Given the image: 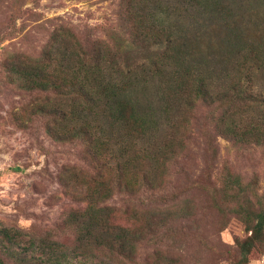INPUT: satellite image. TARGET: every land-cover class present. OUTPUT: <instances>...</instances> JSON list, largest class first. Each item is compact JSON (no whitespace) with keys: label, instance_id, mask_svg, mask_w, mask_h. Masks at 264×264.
<instances>
[{"label":"rangeland","instance_id":"obj_1","mask_svg":"<svg viewBox=\"0 0 264 264\" xmlns=\"http://www.w3.org/2000/svg\"><path fill=\"white\" fill-rule=\"evenodd\" d=\"M125 1L0 0V264H111L103 254H93L96 238L78 234L85 224L76 216L85 202H78L67 185L73 173L92 172L87 148L48 134V118L33 112L45 94L23 90L7 68L27 56H40L61 25L73 28L83 40L105 39L111 31L122 39L130 33L122 18ZM134 3L138 10L157 16L164 33L193 40L212 94L230 92L238 79L249 96L264 98V71L251 61L244 69L249 80L241 77L242 54L232 48L226 25L264 39V0H212L196 7L174 0ZM143 47L140 42L126 52L125 62L137 67L158 52ZM145 95L139 109L149 98L158 105L154 90ZM253 108L247 107L237 120L243 124L256 119L260 112ZM220 115L217 106L187 113L171 109L169 115L156 112L148 131L151 139L137 141V149L156 159H144L151 179L142 191L118 194L108 202L115 210L135 207L150 214L151 227L137 247L135 264H167L155 260L158 252L172 254L177 264H234L240 259L238 241L249 233L228 207L227 212L216 207L213 190L229 161L236 173L245 181L255 180L264 193V146H237L218 136ZM174 149L179 156L164 165L160 151ZM2 232L11 239H3ZM249 262L264 264V254L254 250Z\"/></svg>","mask_w":264,"mask_h":264},{"label":"trees","instance_id":"obj_2","mask_svg":"<svg viewBox=\"0 0 264 264\" xmlns=\"http://www.w3.org/2000/svg\"><path fill=\"white\" fill-rule=\"evenodd\" d=\"M135 1L124 3L122 18L130 33L122 39H116L111 31L105 39L83 40L73 28L61 25L53 31L40 56H27L7 68L13 82L23 90L45 94L33 112L48 118V134L64 143L81 142L87 148L92 172L73 173L67 185L70 189L72 186L78 202H85L76 216L85 224L78 234L96 238L93 254H103L111 264H135L137 247L145 241L151 227L150 214L145 210H115L108 202L118 194L142 191L151 179L144 159H156L137 149V141L146 136L151 139L148 131L156 120V112L169 115L171 109L187 113L195 112L199 106H217L221 114L215 124L218 136L237 146H264V98L257 96L255 100L249 96L247 87H242L243 81L238 79L230 92L223 96L212 94L208 76L204 77L205 71L199 68L200 52L193 40L174 39L164 33L161 20L138 10ZM174 1L195 7L212 3ZM226 25L232 48L242 54L238 68L241 77L248 78L244 69H249L251 61L263 72L264 39L250 38L237 25ZM140 42L144 49L158 52L147 63L133 67L125 62V54ZM153 90L160 99L158 105L149 98L146 106L139 109L142 95L146 98L145 94ZM251 105L260 115L242 124L237 119ZM160 153L164 165L168 158L179 156L175 149ZM225 165L219 172L213 198L219 210L227 212L228 207L249 233L238 241L240 259L234 263L249 264L254 250L264 254V193H260L255 180L245 181L236 173L229 161ZM2 233L3 239H11L8 232ZM159 259L177 264L172 254L158 252L155 260ZM48 264L63 263L51 260Z\"/></svg>","mask_w":264,"mask_h":264}]
</instances>
